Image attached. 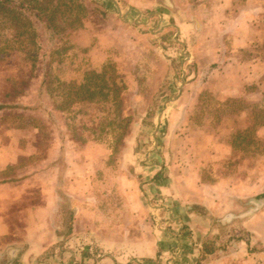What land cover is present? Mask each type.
I'll use <instances>...</instances> for the list:
<instances>
[{
  "label": "rangeland",
  "instance_id": "374dc122",
  "mask_svg": "<svg viewBox=\"0 0 264 264\" xmlns=\"http://www.w3.org/2000/svg\"><path fill=\"white\" fill-rule=\"evenodd\" d=\"M23 1L52 24L55 43L49 71L40 65L44 45L22 15L0 8V104L16 106L0 109V145L10 160L0 180L38 177L52 185L59 177L62 193L72 181L82 190L78 178L104 161L115 171L111 177L120 170L141 183L161 207L154 211L171 213L173 203L154 189L181 172L204 180L236 173L259 184L264 75L259 81L256 65L264 61V0H117L118 7L110 0H51L52 13L39 10L44 0ZM129 7L140 8L141 18ZM80 26L85 31L77 36ZM210 44L218 58L211 62ZM244 62L250 82L229 96V86L242 82ZM32 105L38 109L20 108ZM215 147L228 156L216 158ZM46 192L29 190L27 203L38 204ZM61 220L55 204L42 217L48 230ZM226 239L224 231L220 247ZM256 239L249 234L251 264H264V240ZM218 253L226 264L227 249Z\"/></svg>",
  "mask_w": 264,
  "mask_h": 264
},
{
  "label": "crops",
  "instance_id": "0c3cea01",
  "mask_svg": "<svg viewBox=\"0 0 264 264\" xmlns=\"http://www.w3.org/2000/svg\"><path fill=\"white\" fill-rule=\"evenodd\" d=\"M129 8L141 13L138 7ZM239 24L237 21L234 26ZM209 47V62L217 60L215 45ZM256 66L260 81L264 61L259 60ZM239 68L242 82L229 86V96L242 94L250 82V63ZM84 148L83 153L90 150ZM5 152V146L0 145V170L10 162ZM214 152L218 159L228 156L219 147ZM106 167L104 161L92 163L84 174L87 177L78 178L84 180V188L74 190L72 181L65 193L56 185L59 177L52 185L38 182V177L0 180V264H75L80 260L83 264H225L223 256L218 257L224 247L226 264H251L249 234L264 240L263 174L257 184L249 175L215 174L214 179L204 180L194 170V176L181 172L154 189L173 203L172 213H167L154 211L136 179L123 177L120 170V177H111L115 171ZM42 186L47 192L49 187L56 191L39 194L38 204L27 203V192ZM60 198L64 205L57 202ZM54 204L62 220L48 230L42 217ZM66 208L71 212L69 223ZM224 231L227 239L220 247L218 240ZM207 241L213 243L210 253L203 252ZM81 243L83 250L79 251Z\"/></svg>",
  "mask_w": 264,
  "mask_h": 264
},
{
  "label": "trees",
  "instance_id": "16d2710c",
  "mask_svg": "<svg viewBox=\"0 0 264 264\" xmlns=\"http://www.w3.org/2000/svg\"><path fill=\"white\" fill-rule=\"evenodd\" d=\"M44 1H45V6L44 7L42 5L38 6L39 10L40 11L48 10L52 13V11H54L53 3L51 4V0H44ZM49 4H51L50 7H49ZM7 6L12 7V9L16 11L19 15H22V17L25 19V22L27 23V27L30 29L32 33L37 35L36 37L39 38V41L41 42V44L44 45L43 51L40 54V65L44 66L45 64H47L48 70L50 71L51 65L49 64V59L47 57L51 53L52 46L55 43V32H54L52 24L46 18H44L42 14L35 11L31 6L25 4L23 0H0V8L2 9V11H4V7H7ZM65 9L69 10V7H65ZM5 26H7V28H9L10 30H13L16 25L12 23H8V25H5ZM80 27L82 28H79L77 30V33L74 32L75 35L77 36L78 34H82L85 31L84 26H80ZM15 34L19 35L21 34V32L17 30L15 31ZM213 64L215 63H212L211 67L214 66ZM211 67L209 69H211ZM209 69L204 72V77H202V80H204V78L206 77ZM49 76H50V73H46L44 78L47 79L49 78ZM8 107H16V106L0 104V109L8 108ZM20 108L22 109L28 108L31 110H36L38 109V105H32L29 107L20 106ZM48 116H49V113H48ZM64 212L67 214L68 223H69V217L71 215L70 214L71 212L68 209H65ZM212 247H213L212 242H209V241L205 242L203 244V252L210 253L213 250ZM203 257L204 255H202V258Z\"/></svg>",
  "mask_w": 264,
  "mask_h": 264
},
{
  "label": "water",
  "instance_id": "95a60500",
  "mask_svg": "<svg viewBox=\"0 0 264 264\" xmlns=\"http://www.w3.org/2000/svg\"><path fill=\"white\" fill-rule=\"evenodd\" d=\"M111 1H113L116 5H119V2L118 1H116V0H111ZM130 10H131V8H129ZM119 14H121V12H120V9H119ZM139 16H140V18H141V13H139ZM127 17V13L125 14V18ZM138 21V20H137ZM196 26L198 27L199 26V23H198V21H196ZM184 75V74H183ZM182 83H181V85H180V87H179V90L181 89V87H182V84L184 83V76H183V79H182V81H181ZM147 199H148V202H149V204H150V206L152 207V208H154V209H160L161 207H154L153 205H152V203H151V201H150V198L149 197H147ZM169 210V212H171V210L170 209H168Z\"/></svg>",
  "mask_w": 264,
  "mask_h": 264
}]
</instances>
